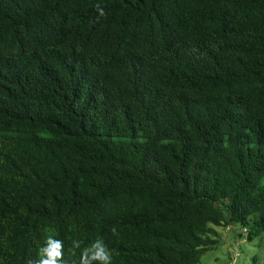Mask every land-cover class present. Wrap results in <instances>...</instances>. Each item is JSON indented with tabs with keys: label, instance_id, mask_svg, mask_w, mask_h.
Segmentation results:
<instances>
[{
	"label": "trees",
	"instance_id": "obj_1",
	"mask_svg": "<svg viewBox=\"0 0 264 264\" xmlns=\"http://www.w3.org/2000/svg\"><path fill=\"white\" fill-rule=\"evenodd\" d=\"M230 225L264 233V0H0V264H200Z\"/></svg>",
	"mask_w": 264,
	"mask_h": 264
},
{
	"label": "rangeland",
	"instance_id": "obj_2",
	"mask_svg": "<svg viewBox=\"0 0 264 264\" xmlns=\"http://www.w3.org/2000/svg\"><path fill=\"white\" fill-rule=\"evenodd\" d=\"M219 244L204 254L200 264H264V233L248 241L236 225L216 228Z\"/></svg>",
	"mask_w": 264,
	"mask_h": 264
},
{
	"label": "clouds",
	"instance_id": "obj_3",
	"mask_svg": "<svg viewBox=\"0 0 264 264\" xmlns=\"http://www.w3.org/2000/svg\"><path fill=\"white\" fill-rule=\"evenodd\" d=\"M111 231L116 233V227ZM79 250L78 262L71 259L77 255ZM114 250L109 248L102 238H96L90 245L82 247V242L73 240L70 248V257L64 256V243L62 240L48 235L44 245L39 249L38 259L31 264H113Z\"/></svg>",
	"mask_w": 264,
	"mask_h": 264
}]
</instances>
